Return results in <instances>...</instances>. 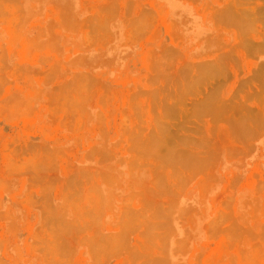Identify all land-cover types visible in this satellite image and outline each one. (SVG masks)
Segmentation results:
<instances>
[{
    "label": "rangeland",
    "instance_id": "obj_1",
    "mask_svg": "<svg viewBox=\"0 0 264 264\" xmlns=\"http://www.w3.org/2000/svg\"><path fill=\"white\" fill-rule=\"evenodd\" d=\"M0 264H264V0H0Z\"/></svg>",
    "mask_w": 264,
    "mask_h": 264
},
{
    "label": "bare ground",
    "instance_id": "obj_2",
    "mask_svg": "<svg viewBox=\"0 0 264 264\" xmlns=\"http://www.w3.org/2000/svg\"><path fill=\"white\" fill-rule=\"evenodd\" d=\"M54 240V239H53ZM48 241H50L49 239H48ZM48 246V245H47ZM53 247H55V245L53 246ZM58 247H61V246H58ZM50 252V251H49Z\"/></svg>",
    "mask_w": 264,
    "mask_h": 264
}]
</instances>
